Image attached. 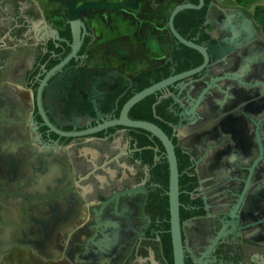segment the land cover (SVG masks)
Masks as SVG:
<instances>
[{"label": "flooded vegetation", "instance_id": "obj_1", "mask_svg": "<svg viewBox=\"0 0 264 264\" xmlns=\"http://www.w3.org/2000/svg\"><path fill=\"white\" fill-rule=\"evenodd\" d=\"M68 1L75 19L65 0H0V264H174L164 147L139 129L91 132L119 118L143 72L123 71L111 47L144 41L143 10L157 3L145 23L167 34L172 53L176 0ZM88 4L114 7L79 11ZM238 12L253 37L242 19L229 24ZM205 26L207 44L227 39L233 50L218 73L190 80L214 86L197 115L178 133L192 102L175 103L173 88L155 94L172 101L166 135L188 163L178 167L184 264H264V189L251 176L264 156V35L241 8L213 7ZM238 235L250 241L241 260Z\"/></svg>", "mask_w": 264, "mask_h": 264}, {"label": "water", "instance_id": "obj_2", "mask_svg": "<svg viewBox=\"0 0 264 264\" xmlns=\"http://www.w3.org/2000/svg\"><path fill=\"white\" fill-rule=\"evenodd\" d=\"M65 1L68 3L71 19H75L77 17V13L74 14L72 5L69 3L68 0ZM141 1H145V0H136L134 5L131 4L130 2H126L123 5H129L132 6L133 8H137ZM204 5H205L204 0H199L198 5H193L190 3H181L173 9L168 20V28L171 35L183 46H186L200 53L204 59L203 64L200 67L193 69L191 71L174 75L136 94L124 105L117 120H115L107 127H100L91 132L92 134H97L103 131H108V129H112V128L139 129L149 133L152 137L159 140V142L164 147L169 164V170H170L169 197H170L171 217H172L171 223H172V239H173V249H174V264H184V252L181 241V232H180L181 230H180V220H179V170H178V160L176 156V146L174 145L173 141L166 135V133L157 125L144 121H132L129 119L128 115L131 109L145 98L151 95H155L157 93H164L170 90L171 88H173L178 92L177 96L175 94L170 95V97L173 98L175 103L180 104L184 108L187 100H183L182 98H180V96H183V98L187 97L188 100L193 104V106L191 104L192 109L186 112L184 110L183 112L180 113L179 115L180 122L178 123V125L174 127L175 131L179 133L184 126H187L188 122L192 121L191 117L197 115L196 111L199 108L200 101L208 91L213 89L212 87L214 86L207 80L205 81L201 79L195 81H190V80H192L195 76L202 74L205 70L210 71L211 75L218 73L219 67L220 66L222 67V65H226V60L224 59V56L227 55L228 52H231L233 50V47L229 45L232 44V41L229 42L227 39L224 40V44L226 47L222 45L221 47L212 46L210 44L200 46L195 44L194 42L187 41L176 31L174 27V20L180 12L185 10H201L204 7ZM113 7L114 6L106 7L101 4H88L82 6L79 9V11H82L84 9H104V8H113ZM213 7H215L214 2L211 3L209 7L208 10L209 13ZM237 15L238 16L236 17L235 14H233L228 18L229 24L239 22L238 20L242 19L240 22L243 23L242 24L243 30L249 35H251L250 29L252 30L254 29V24L252 20L248 16L244 15L242 12H238ZM209 21L210 19L208 17V22ZM252 37H248V39H246L245 41L249 42L252 39ZM261 41L264 43V38H261ZM215 60L216 62H220L221 64L217 63V65H214L213 67ZM223 72L224 70L222 71V73ZM201 86L205 87L204 92L199 91V87ZM164 99L165 97H161L160 101ZM178 137H180V135ZM178 139L179 142L182 140L181 138ZM253 167H254V171L252 170L251 176H253L256 186L261 187L260 191H262L264 189V182L262 180L264 176L262 178L261 175V168L262 170H264L263 154L256 155L253 157ZM242 190L243 188L241 187L238 189L239 195L242 193ZM257 225H261V226L264 225L263 218H260ZM237 240H239V244H240L239 246H241V250L239 251L238 258L240 260L247 258L248 256L247 248L250 241H248L247 238L241 237L240 235L237 236Z\"/></svg>", "mask_w": 264, "mask_h": 264}, {"label": "trees", "instance_id": "obj_3", "mask_svg": "<svg viewBox=\"0 0 264 264\" xmlns=\"http://www.w3.org/2000/svg\"><path fill=\"white\" fill-rule=\"evenodd\" d=\"M214 1L215 0H204L205 5L201 10H185L180 12L174 20L176 31L187 41L194 42L200 46L213 43L211 36L207 32L208 26H205V23L208 9ZM242 1L243 0H238L239 3ZM254 1L255 0H247L246 3L252 4ZM185 3L198 5L199 0H185ZM252 18L264 35V8H256ZM172 45L173 49L170 59L167 60L164 65L155 69L143 71L133 79L135 91L129 94V96L120 103L118 113L127 100L132 98L135 94L174 75L196 69L203 64L204 59L200 53L183 46L174 37H172ZM199 76L201 75H197L194 78H198ZM158 96L159 95H152L145 98L132 108L131 114L134 116V120L156 124L171 137L172 129L167 123L173 121L169 114V107L172 101L168 100L158 103ZM174 144H176V141H174ZM176 156L179 169L188 166V163L185 162V155L178 147L176 148Z\"/></svg>", "mask_w": 264, "mask_h": 264}, {"label": "crops", "instance_id": "obj_4", "mask_svg": "<svg viewBox=\"0 0 264 264\" xmlns=\"http://www.w3.org/2000/svg\"><path fill=\"white\" fill-rule=\"evenodd\" d=\"M175 1V0H174ZM178 1L176 0V5H178ZM221 1L215 0L214 4L215 7L222 9V10H230L235 8H228L223 6V4L220 3ZM175 5V6H176ZM152 7L157 8V3L154 5L151 4ZM149 5L145 6V9L143 10L144 18L143 24H144V37L142 36V41L140 44H132L127 43L125 46L122 47H111L116 49L115 51L120 52L119 59L123 58V62L117 63L118 66L122 67L124 69L123 71H147L156 67L162 66L167 58L169 57L171 53V44L170 39L168 38L167 34L165 32H161L157 34L153 31V29L150 27V23L147 22L146 17L150 16L149 14H152V7ZM162 7V6H161ZM153 15V14H152ZM159 24L161 21L163 22L165 15L163 12L159 14ZM167 16V15H166ZM153 17V16H152ZM151 22H153V18ZM212 27H209V33L213 34ZM103 62H99L101 64ZM182 137H186L185 131L181 132ZM263 257V256H262ZM260 259H263L259 257ZM263 262V261H262Z\"/></svg>", "mask_w": 264, "mask_h": 264}, {"label": "rangeland", "instance_id": "obj_5", "mask_svg": "<svg viewBox=\"0 0 264 264\" xmlns=\"http://www.w3.org/2000/svg\"><path fill=\"white\" fill-rule=\"evenodd\" d=\"M184 0L178 1V5L183 3ZM223 6L228 8H241L246 9L248 13L253 17L255 9L258 7L264 8V0H255L252 4H247V0H243L242 2H238V0H219ZM177 6V5H176ZM169 16V15H167ZM209 28V27H208Z\"/></svg>", "mask_w": 264, "mask_h": 264}]
</instances>
